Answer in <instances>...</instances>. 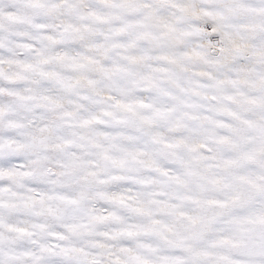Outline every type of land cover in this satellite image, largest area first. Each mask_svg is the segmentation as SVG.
<instances>
[{
  "label": "snow or ice",
  "instance_id": "1",
  "mask_svg": "<svg viewBox=\"0 0 264 264\" xmlns=\"http://www.w3.org/2000/svg\"><path fill=\"white\" fill-rule=\"evenodd\" d=\"M0 264H264V0H0Z\"/></svg>",
  "mask_w": 264,
  "mask_h": 264
}]
</instances>
